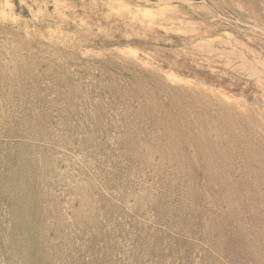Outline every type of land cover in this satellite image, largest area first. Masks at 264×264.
<instances>
[{
  "label": "rangeland",
  "instance_id": "obj_1",
  "mask_svg": "<svg viewBox=\"0 0 264 264\" xmlns=\"http://www.w3.org/2000/svg\"><path fill=\"white\" fill-rule=\"evenodd\" d=\"M0 264H264V0H0Z\"/></svg>",
  "mask_w": 264,
  "mask_h": 264
},
{
  "label": "bare ground",
  "instance_id": "obj_2",
  "mask_svg": "<svg viewBox=\"0 0 264 264\" xmlns=\"http://www.w3.org/2000/svg\"><path fill=\"white\" fill-rule=\"evenodd\" d=\"M168 65V64H167ZM210 65V64H209ZM172 68V67H171ZM210 68V67H209ZM182 71V70H181ZM180 73H182V72H180ZM178 78V77H177ZM174 79V78H173ZM61 147V146H60ZM63 148V147H62ZM62 152V151H61ZM76 160V159H75Z\"/></svg>",
  "mask_w": 264,
  "mask_h": 264
}]
</instances>
